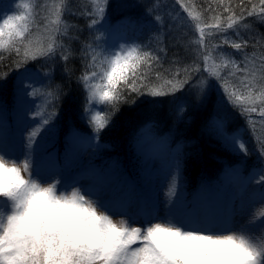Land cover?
I'll list each match as a JSON object with an SVG mask.
<instances>
[{
	"label": "rangeland",
	"instance_id": "374dc122",
	"mask_svg": "<svg viewBox=\"0 0 264 264\" xmlns=\"http://www.w3.org/2000/svg\"><path fill=\"white\" fill-rule=\"evenodd\" d=\"M168 1L171 7L166 12L165 8H161L160 1L155 2L152 12L149 6L142 5L141 0H60L59 7L64 13H56L53 7L58 0H0V24L9 14H26L28 27L25 34L27 39L21 37L19 40V54L23 55V63L9 73L12 76L10 108H5L4 102L0 101V154L17 161L28 159L32 176L41 183L56 180L60 190L77 187L82 195L94 200L102 211L114 218L125 219L129 226L143 229L151 223L161 221L171 222L185 231L205 235L240 232L251 236L253 241L264 239V217L250 220L253 209L264 204V162L256 157L245 156L235 149V146L240 149V144L246 146L248 140L247 135L242 137L237 133L238 128L235 129L237 118H240L235 108L237 104L228 97L229 90L224 104H219L224 109L215 111L208 119L213 130L205 125L200 131L203 136L219 141L213 143L212 148L210 143H206V153L212 152L211 157H208L210 165L205 178L199 183L202 185L192 192L199 184L191 186L181 180L177 148L182 145V137L173 136L172 131L157 132L159 127L152 125L157 129L154 137L150 122L138 130L131 150H125V141L117 140L115 147L118 157L103 160L104 153L110 152L113 146L108 143L109 140H103L102 136L97 138L98 132H94L89 125L92 117L97 116V104L93 103L97 102L98 96L90 102L82 96L90 89L94 91L93 83L88 81L85 85L81 81L72 82V73L68 74L60 68L74 58L71 56L73 49L87 55L90 46V52L98 56L101 62L102 59L105 62L106 57L119 51L121 45L125 48L136 47V35L139 32L159 25V19H152L155 13H161L168 19L178 18L176 7L182 11V4L186 5L182 0ZM22 3L29 4V10L20 7ZM163 3L166 4V1ZM260 12L261 8L257 13ZM196 13L198 14L197 11ZM181 23V19L170 22L172 25L168 32H177ZM245 23L249 25L248 28L244 27ZM55 27L60 34L54 37L51 33ZM236 27L239 28L238 31L230 29L231 33H237L232 38L238 40L235 42L244 44L249 54L256 56L260 62L264 51L261 43L264 22L255 16L254 20L251 17L247 21H240ZM224 28L220 41H233L226 24ZM140 29L143 30L139 31ZM29 42L34 46L40 42L51 43L53 51L47 57L25 59V46ZM70 65L71 62L69 67ZM247 65L249 70L255 68V82L258 83L260 65ZM244 73L245 76H251L245 67ZM238 74L230 77L224 73L219 78L221 81L204 79L203 84L196 83V92L202 96L212 94L216 97V102L222 100L223 85L237 87L239 84L240 87L237 88L253 92L255 89L250 80L242 75L237 77ZM97 78L100 77L89 79L96 81ZM57 85L60 86L59 89ZM79 88L84 92H79ZM53 89L65 92L60 103L54 97ZM149 89L167 93L163 81L151 85ZM187 95L189 94L185 96ZM255 95L258 96L259 91ZM192 100L194 104L203 101L199 95L195 100L194 93ZM156 101L157 99L154 105H157ZM73 104H83L86 110L72 111L70 109ZM59 107L63 112L58 110ZM176 113L175 110L172 120L175 128L186 123H182ZM256 121L264 124L261 116ZM70 127H81L85 132L76 135L73 129L68 130ZM143 131H150V134L140 136ZM178 133L184 132L181 133V129H178ZM29 134L31 140L28 138ZM59 137L62 141L71 143L58 144ZM172 143L176 146L170 145ZM226 148L236 151L229 152ZM181 156L185 158L183 153ZM120 162L124 163L126 172L138 174L135 177L124 173L125 176L135 177L137 181L129 180L121 174L123 168L119 167ZM233 162L247 165L238 166ZM205 170L206 167L202 172ZM172 182L175 183L176 192L171 199H167L165 191ZM121 195L129 198H121ZM189 195H192L190 199H184ZM143 197H147L146 200ZM6 207V204L0 202V209ZM135 247L136 245L133 246ZM260 264H264V260Z\"/></svg>",
	"mask_w": 264,
	"mask_h": 264
},
{
	"label": "trees",
	"instance_id": "16d2710c",
	"mask_svg": "<svg viewBox=\"0 0 264 264\" xmlns=\"http://www.w3.org/2000/svg\"><path fill=\"white\" fill-rule=\"evenodd\" d=\"M156 1L161 2L160 6L161 8H165L164 12L171 7L168 0H141V3L143 6H149L153 12ZM163 1H166V4H164ZM176 1L179 2L180 0ZM182 1H184L190 9L193 8L202 16V22L203 20H210L213 15V11L210 10L212 9L222 18H226L227 15H234L237 25H239L240 21H247L251 17L254 20L255 16L259 17L260 13L257 12L258 9L261 8L259 0H225V4L233 11L231 13H224L217 8L215 0ZM59 2L60 0H58L57 5L53 7V10L56 13H64V10L59 7ZM253 9H255L254 15L248 16L247 12ZM175 11L178 18L173 19L163 17L161 13H155L152 19L157 20V17H159V21L157 20L159 25L147 28V30L140 29L139 31H143L136 35L138 45L135 48L140 54V57H144L145 54H147V59L141 62L139 69L136 71V76L132 77L130 75V80L136 84L137 91L133 92L131 90V83L127 85L122 83L120 85L119 100L107 102L98 99L97 102L93 104H97V116L107 123L103 130L97 133V138H101L102 136L103 140H109L108 143L113 146L110 152L104 153L105 158L103 160L108 161L110 158L118 157L115 147L117 140L125 141V150H131L134 144L133 141L138 136V130L142 127L144 128L145 124L150 122L154 137V133L157 129L152 125L159 127L160 131L157 130V132L172 131L173 136L182 137V145L177 148L178 154L180 155L179 164L182 171V173H180L182 177L181 180H184V183L188 182L191 186H195L205 178V174L210 165L208 157H211L212 152L211 154L209 151L206 153V143H210L212 148V144L219 141L213 137L203 136V132L200 131L205 125L213 130L209 125L208 119L215 111L218 112L224 109V107L219 104H224L223 101L225 97H227V92L225 91L226 87L229 93L231 91L236 93L241 97V100L246 99L250 91L237 88L240 87L237 83H234L237 84V87H234V85H223L221 86L222 100L216 102V97L212 94H205L203 96L197 94L195 86L207 78L220 80L219 78L224 73L230 77L239 73L237 77L242 75L250 80L255 89L253 92L257 93L260 89V81H258V83H253L252 76H245L244 67L247 63L260 65V62L256 56L249 54L246 47H244L242 51H237L231 48L230 44H225V40L222 39L223 41H220L221 32L209 30L204 22L201 24V27L205 29L204 43H197L200 37L199 33L194 28V22L191 21L184 10L180 11L179 7H176ZM178 19L182 20L181 26L176 29L177 32L171 31L169 33L168 28L172 25L170 22L174 23ZM258 24L263 28L259 22ZM233 29L235 31L239 30L236 26H234ZM57 32L58 34H56ZM210 32L211 34H209ZM227 32L233 41H238L236 38H232L233 34H237L236 32L231 33L230 29H228ZM51 34L55 37L60 33L55 27ZM20 38L21 37L16 38V40L5 49L0 50V101L4 102L5 108H10L9 97L10 91H12V87L10 86V81H12V76L9 75L10 70L19 66L24 60L23 55L20 56L19 52H17V49L20 51ZM40 45H42L41 42L35 44L37 47ZM199 46H201V48H199ZM210 52L212 53L208 56ZM245 53L249 57L247 61L245 60ZM71 56L74 57L71 61L65 63L63 67H59L61 69L63 68V71L68 74L72 73V75H70L72 82H84L83 77L87 76L88 81L93 83L92 87L94 91H97L103 86L105 62L102 59V63L98 59V56L90 52V46L87 55L79 50L73 49L71 50ZM205 56L207 57L206 59ZM224 60L234 61L235 67L228 69L220 67L218 69L219 78L210 76L206 69L214 65L218 66ZM70 62L71 65L69 67ZM94 76L100 78H97L96 81H91L89 78ZM161 81L164 82L165 91L167 93L162 96H152L149 87ZM180 81H185V83L180 84ZM173 85L179 86L174 90ZM79 92L84 91L79 88ZM193 93L195 100L197 95L203 100L200 104L196 102L194 104L192 100ZM215 93H218V91H215ZM64 94V91L61 92V90L53 89V95L59 103ZM186 94L189 95L185 96ZM82 96L86 99V94H82ZM97 96L99 97L98 92ZM156 99L157 105H154ZM232 99L235 104H237L235 108L238 110L237 114L240 118V120L237 118L235 129L238 128L236 129L237 133L242 137L247 135L248 140L244 151H241V149L236 146L235 149L241 151L245 156L256 157L264 162V124H259L256 121L261 116L260 111L264 105H261L259 99H256L255 103L247 104L236 102L234 98ZM71 107L72 109L70 110L72 111L82 112L86 110L83 104H73ZM58 110L63 112L61 107H59ZM175 110L179 120H181L182 123L186 122L183 125L179 124L176 128L173 124L174 121H172ZM228 111L230 110H225V112ZM86 116L87 111H85V117ZM262 119L264 121V117H262ZM173 128H175V130ZM69 129H73L76 135L85 132L81 127L78 129L70 127L68 130ZM178 129H181V133H184L179 134ZM143 132L144 133L140 136L150 134V131ZM227 139H231V137H227ZM158 140L162 142L160 138H158ZM62 142L66 145L71 143V141H62V138L59 137L57 143L61 144ZM170 145L176 146L175 143ZM236 150L232 149L231 151L233 152ZM228 151L231 152L230 150ZM182 153L184 154V159L181 156ZM123 161L127 162L126 160ZM201 162L203 163L201 164ZM233 164L238 166H242V164L247 165L243 162H233ZM123 165L124 163L121 164L120 162L119 167L123 168ZM205 167L206 170L202 172ZM124 173L132 174L135 177L138 175L136 173H128L123 168L121 174L126 177ZM135 177L126 178L137 181ZM125 197L126 195H121V198Z\"/></svg>",
	"mask_w": 264,
	"mask_h": 264
},
{
	"label": "clouds",
	"instance_id": "9594fccd",
	"mask_svg": "<svg viewBox=\"0 0 264 264\" xmlns=\"http://www.w3.org/2000/svg\"><path fill=\"white\" fill-rule=\"evenodd\" d=\"M19 6L29 10L27 3ZM15 16L3 19L0 29ZM21 23L27 24V19ZM8 45L0 39V50ZM131 53L140 57L135 47L123 45L106 57L101 92L107 73ZM94 98L90 89L86 99ZM89 125L97 131L92 121ZM28 138L32 139L30 134ZM30 169L28 159L17 161L0 154V202L7 205L0 209V264H260L264 260V239L253 241L240 232L205 235L161 221L143 229L129 226L125 219L102 211L79 188L60 190L56 180L41 183ZM175 192L172 182L165 197L171 199ZM261 217L264 204L253 209L250 220ZM132 233L143 242L135 252L128 248L134 242Z\"/></svg>",
	"mask_w": 264,
	"mask_h": 264
},
{
	"label": "snow or ice",
	"instance_id": "6c2138e0",
	"mask_svg": "<svg viewBox=\"0 0 264 264\" xmlns=\"http://www.w3.org/2000/svg\"><path fill=\"white\" fill-rule=\"evenodd\" d=\"M215 3L217 5V8L222 10L224 13H231L233 10L228 7L225 4V0H215ZM259 4L261 5V12L259 15V19L261 22H264V0H259ZM182 7L184 8V11L187 13V16L191 19V21L194 22V28L195 30L199 33L200 39L197 41L199 44L204 43L205 39V29L204 27H201V22H202V16L200 14H197L194 9H190L189 6L183 5ZM213 11V15L210 18V20H203V22L207 25V28L209 30H215L217 32H223L225 30L224 25H227V29H232L234 26L237 25V21L235 19L234 15H227L226 18H222L215 10L210 9ZM255 13V9L248 11L247 15L248 16H253ZM27 19V15H17L13 18H10L8 22H6V26L3 29H0V39L4 40V43L10 44L12 43L13 38H19V37H24L25 33L28 31V27L26 23H21L22 21H25ZM159 19V17H157ZM20 25L18 28L17 25ZM11 27V31H8V27ZM245 28H248L249 25L247 23L244 24ZM211 34V32L209 33ZM225 44H230V47L237 50V51H242V49L245 47L244 44L240 42H235V41H224ZM261 43H262V48H264V36L261 37ZM53 51L51 43H45L40 46H34L29 42L28 45L25 46V59H32L36 60L38 56L40 57H47L50 55ZM17 52H19V49H17ZM245 60H249V57L247 54H244ZM207 57L205 56V59ZM147 59V54H145L144 57H137L134 53H131L128 57L123 58V63L114 66L113 71L107 73L106 75V83L104 85V91H100L99 89L97 91H92L93 96L99 95L100 101H115L119 100L120 97V85L123 83L124 85H127L129 83L132 84L131 90L133 92L137 91L136 84L130 80V75L129 72L131 71V76L135 77L136 76V68L141 64L142 61ZM223 67L225 69L228 68H234L235 67V62L231 60H224L221 62L220 65H214L211 68L206 69L208 74L212 77H217L219 78V68ZM245 70L249 72V75L252 76L253 78V83H255V68H252L249 70L248 65H245ZM260 89H259V96L257 97L254 92H249L247 95V98L244 100H241V97L238 96L234 92L229 93V98L232 99L234 98L236 102L240 103H255L256 99L260 100L261 105H264V51L261 53V58H260ZM85 85H87L88 82V77L85 76L83 77ZM180 84L185 83V81H180ZM203 84V82H201ZM179 85H173V89L175 90ZM252 84L249 85L251 87ZM57 88L59 89L60 86L57 85ZM225 91L228 92L227 87L225 88ZM59 94V93H57ZM150 94L153 96H161L164 95L163 92H157V91H150ZM252 110V109H249ZM260 115L264 117V107H262L260 111ZM99 117V116H98ZM92 122L95 124L96 132H99L103 130V128L107 125V123L102 119V118H97V116L92 117ZM33 136L35 133L32 134ZM241 151L245 150V146L243 144L239 145ZM132 237L134 238V242H129L128 243V248L130 252H135L137 248H141L143 246V242L138 238V233H132ZM151 235V233H149ZM136 245L135 248L133 246ZM175 264V262H173Z\"/></svg>",
	"mask_w": 264,
	"mask_h": 264
}]
</instances>
